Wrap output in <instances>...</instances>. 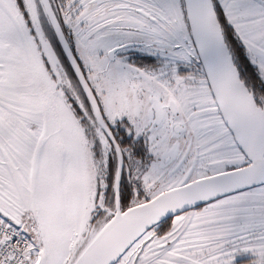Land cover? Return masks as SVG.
<instances>
[{
	"label": "snow or ice",
	"instance_id": "1",
	"mask_svg": "<svg viewBox=\"0 0 264 264\" xmlns=\"http://www.w3.org/2000/svg\"><path fill=\"white\" fill-rule=\"evenodd\" d=\"M0 264H264V0H0Z\"/></svg>",
	"mask_w": 264,
	"mask_h": 264
}]
</instances>
